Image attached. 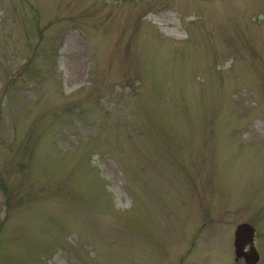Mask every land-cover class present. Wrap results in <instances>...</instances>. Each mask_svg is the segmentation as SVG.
I'll list each match as a JSON object with an SVG mask.
<instances>
[{"label":"rangeland","instance_id":"374dc122","mask_svg":"<svg viewBox=\"0 0 264 264\" xmlns=\"http://www.w3.org/2000/svg\"><path fill=\"white\" fill-rule=\"evenodd\" d=\"M264 264V0H0V264Z\"/></svg>","mask_w":264,"mask_h":264},{"label":"water","instance_id":"95a60500","mask_svg":"<svg viewBox=\"0 0 264 264\" xmlns=\"http://www.w3.org/2000/svg\"><path fill=\"white\" fill-rule=\"evenodd\" d=\"M253 228L248 223L242 222L239 223L234 231V247H235V254L236 256L240 257L241 255L244 256L246 262L248 264H254L258 260V253L253 246ZM249 244V253L250 255H245V251H243V247Z\"/></svg>","mask_w":264,"mask_h":264},{"label":"flooded vegetation","instance_id":"af4514ba","mask_svg":"<svg viewBox=\"0 0 264 264\" xmlns=\"http://www.w3.org/2000/svg\"><path fill=\"white\" fill-rule=\"evenodd\" d=\"M245 255L249 256V252L247 251V252L245 253Z\"/></svg>","mask_w":264,"mask_h":264}]
</instances>
